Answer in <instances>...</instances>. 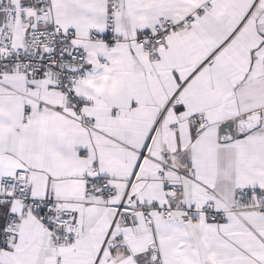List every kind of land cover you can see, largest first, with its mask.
I'll list each match as a JSON object with an SVG mask.
<instances>
[{
	"label": "snow or ice",
	"instance_id": "6c2138e0",
	"mask_svg": "<svg viewBox=\"0 0 264 264\" xmlns=\"http://www.w3.org/2000/svg\"><path fill=\"white\" fill-rule=\"evenodd\" d=\"M0 264H264V0H0Z\"/></svg>",
	"mask_w": 264,
	"mask_h": 264
}]
</instances>
